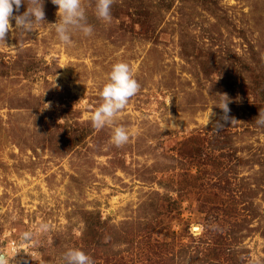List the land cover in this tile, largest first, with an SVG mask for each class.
Wrapping results in <instances>:
<instances>
[{
    "label": "rangeland",
    "instance_id": "obj_1",
    "mask_svg": "<svg viewBox=\"0 0 264 264\" xmlns=\"http://www.w3.org/2000/svg\"><path fill=\"white\" fill-rule=\"evenodd\" d=\"M124 1L105 22L81 0L92 32L75 31L71 47L51 0L34 30L10 21L0 39V253L10 264H65L69 247L93 264H262V97L250 80L264 79V0ZM137 13L156 15L154 33ZM117 61L139 88L95 129ZM115 126L129 133L119 147Z\"/></svg>",
    "mask_w": 264,
    "mask_h": 264
},
{
    "label": "clouds",
    "instance_id": "obj_2",
    "mask_svg": "<svg viewBox=\"0 0 264 264\" xmlns=\"http://www.w3.org/2000/svg\"><path fill=\"white\" fill-rule=\"evenodd\" d=\"M26 9L19 15H13L14 7L18 12L22 0H0V39L12 29L10 21H14L18 33H27L34 30L36 24L44 21L43 0H23ZM58 6V20L50 23L54 29L57 40L66 47H71L72 34L75 31L88 36L92 32V26L87 23L85 8L81 0H51ZM112 0H95V16L105 22L110 20V6ZM139 88L128 63L117 61L110 67L106 81L100 88L99 96L101 102L92 112L90 121L95 129H101L113 122L116 114L122 110L127 100L133 96ZM220 109L228 112L227 103L222 102ZM227 119V116L224 117ZM255 123L264 127V111H259ZM219 127V125L217 126ZM129 139V133L123 126H115L111 133V143L119 147ZM47 224H41L40 229L47 230ZM32 233L25 231L20 234V239L29 240ZM65 264H93L92 258L78 247H69L63 253ZM0 264H10V258L0 253Z\"/></svg>",
    "mask_w": 264,
    "mask_h": 264
},
{
    "label": "trees",
    "instance_id": "obj_3",
    "mask_svg": "<svg viewBox=\"0 0 264 264\" xmlns=\"http://www.w3.org/2000/svg\"><path fill=\"white\" fill-rule=\"evenodd\" d=\"M125 2V4L127 3V4H129L128 6H136V7H138V8H142L143 6H146L147 5V3L149 2V0H125L124 1ZM124 3H123V5H125ZM118 4H116V6H117ZM121 7H122V5H121ZM111 8V7H110ZM112 9H110V14L111 15H114V16H119V14L120 13H113V11H111ZM137 14H140V15H143V13H137ZM143 16H151V23H149V25H148V27H147V29H145L147 32L149 31V32H151V33H154V31H151V30H155L157 27H158V24L159 23H157V21H155V16L156 15H146V14H144ZM158 16V15H157ZM148 22V21H147ZM146 22V23H147ZM251 49H254V47L253 46H251ZM236 58H238L237 56H235ZM239 59V58H238ZM240 60V59H239ZM222 65H224L223 63H222ZM241 65H243V67H247L248 69H251L250 68V64H241ZM232 66H235V64L234 63H232ZM253 76V75H252ZM250 81H252V86L250 87L255 93L257 92L258 94H259V96H261L260 98H261V101H260V105H259V107H258V109H259V111L261 110V111H264V79L261 77V76H257V75H255V76H253V79L252 80H250ZM235 82L229 77V76H224L223 77V79H221V81H220V84H223V86L228 90V91H231L232 89H231V87H232V85L234 84ZM230 89V90H229ZM256 115H255V113L253 114V118H256L255 117ZM252 118V119H253ZM262 128H264V127H262ZM260 182H264V179L263 180H261ZM260 184V183H259ZM261 190H263L262 192H263V195H264V189H261ZM253 194L254 195H257V193L256 192H253ZM256 215H254V214H252V218H254ZM99 221H100V218L98 219ZM262 264H264V259H263V261H262Z\"/></svg>",
    "mask_w": 264,
    "mask_h": 264
}]
</instances>
